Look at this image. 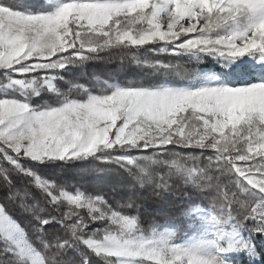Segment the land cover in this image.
<instances>
[{"label": "snow or ice", "instance_id": "1", "mask_svg": "<svg viewBox=\"0 0 264 264\" xmlns=\"http://www.w3.org/2000/svg\"><path fill=\"white\" fill-rule=\"evenodd\" d=\"M105 55L183 82L58 86ZM98 165L126 200L62 183ZM176 181L179 225L131 214ZM0 190V264H264V0H0Z\"/></svg>", "mask_w": 264, "mask_h": 264}, {"label": "trees", "instance_id": "2", "mask_svg": "<svg viewBox=\"0 0 264 264\" xmlns=\"http://www.w3.org/2000/svg\"><path fill=\"white\" fill-rule=\"evenodd\" d=\"M6 2H13V0H6ZM32 4L39 3V0H28ZM149 58H156V54H147ZM160 59L171 60L174 64H180L181 70L187 71L190 65L182 64L181 61L173 60L171 57L165 56L164 54L159 55ZM153 76L146 77L143 70L138 69L133 62H131L130 57L121 58L119 56L109 57L104 56L102 60L90 62L84 67H74L69 73L65 75V80L60 81L58 86L61 87L63 91H67V88L71 83H83L88 86L94 92L103 91L102 84L97 83V78L100 81L108 80L114 81L118 80L120 83H130V82H143V83H160L159 79L151 80ZM51 104H55L56 100L52 94H47L45 96ZM101 168H107L108 171H95L92 168L87 170L76 169L74 172L67 174L66 181L62 183H68L69 185H83L87 188L93 190H102L106 193V198L111 202L113 199H127L129 189L125 187L129 183V178L126 174L120 170L115 165H109ZM156 172L159 175H165L166 169L161 167H156ZM46 176H51V172H45ZM56 176L64 175L63 173H55ZM225 183L228 182V177L222 178ZM17 186L22 187V182L17 180ZM188 186H185L180 181H176L173 184V191L161 197L158 196L155 191L150 186H145L144 188H137L134 190L136 203L139 205V212L144 209V216H149V219L159 218L162 219L172 217L174 221L178 215H181V209L183 201L186 198L184 194ZM0 199H3V190H0ZM134 212V211H133ZM174 213L175 216H168ZM31 230L29 229V232ZM51 235V233H50ZM69 257H75L74 253H69ZM2 258V257H0ZM93 260L97 261L98 258L92 257Z\"/></svg>", "mask_w": 264, "mask_h": 264}, {"label": "rangeland", "instance_id": "3", "mask_svg": "<svg viewBox=\"0 0 264 264\" xmlns=\"http://www.w3.org/2000/svg\"><path fill=\"white\" fill-rule=\"evenodd\" d=\"M181 63L184 64L183 61H181ZM207 63L208 62L205 61V64H207ZM203 66L204 65H201V67H203ZM191 70H192V66L190 65L188 67L187 71H191ZM181 71L183 72V70H181ZM156 79H159L160 83L164 82L165 80H167L169 82H172V83H181V82H183L182 77L181 76H177L174 73L171 76H168V77H165V76H153L151 78V80H156ZM102 166L105 167V166H109V165H102ZM187 191H188V189L184 193L185 195H186ZM205 202L208 203L209 201H205ZM131 214H133V215L139 214V216L141 218V221L144 223L145 227H147L149 224H151L153 222L158 223V224H164L165 222H171L173 224L179 225L180 222L183 220L182 215H178L179 217H177L174 221L172 220V217H169V218H165L164 217L163 220L159 219V218L149 219V216H147V217L144 216V209L141 211V213L140 212L137 213V212L134 211V212H131ZM180 214H181V212H180ZM168 216H175V214L171 213ZM240 260H241V264H243L244 258L241 257Z\"/></svg>", "mask_w": 264, "mask_h": 264}]
</instances>
